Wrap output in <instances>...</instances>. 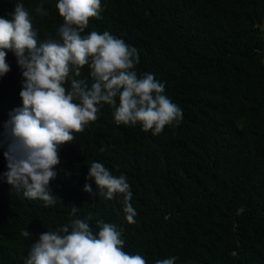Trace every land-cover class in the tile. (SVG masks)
I'll use <instances>...</instances> for the list:
<instances>
[{"label": "trees", "instance_id": "1", "mask_svg": "<svg viewBox=\"0 0 264 264\" xmlns=\"http://www.w3.org/2000/svg\"><path fill=\"white\" fill-rule=\"evenodd\" d=\"M0 0L11 19L17 3L32 16L38 40L58 38V0ZM100 19L85 34L107 31L138 50V75L154 73L183 111L160 135L117 125L103 105L99 118L60 149L51 182L55 204L28 199L0 179V264H24L41 233L71 220L96 219L122 229L124 250L148 264H264V0H101ZM0 77V130L22 107V70L12 52ZM81 78H91L87 67ZM0 138V176L7 171ZM93 161L124 174L133 193L135 223L122 197L99 195L87 180ZM90 184L93 196L84 191ZM72 206L79 208L71 215ZM28 230L32 237L21 236Z\"/></svg>", "mask_w": 264, "mask_h": 264}, {"label": "clouds", "instance_id": "2", "mask_svg": "<svg viewBox=\"0 0 264 264\" xmlns=\"http://www.w3.org/2000/svg\"><path fill=\"white\" fill-rule=\"evenodd\" d=\"M55 7L63 19L58 38L43 42L23 3L16 4L11 19L0 17V77L11 70L8 52L22 70V107L9 113L0 130V138L7 142L3 153L7 171L0 179L16 191L23 190L26 198L44 201L45 206L56 202L50 185L58 176L61 147L72 144L74 133L95 122L103 105L113 109L117 125L139 124L153 135L183 120L180 106L166 95L165 83L154 73L138 75L135 69L140 59L135 47L107 31L85 34L90 20L101 18V0H58ZM36 12L47 15L44 0ZM85 67L90 84L81 78ZM86 179L94 180L99 195L106 199L122 197L127 222H136L133 193L124 174L113 175L104 164L93 161ZM84 191L97 195L90 184H85ZM78 211L72 206L71 215ZM92 219L89 213L41 233L24 264H148L142 255L124 250L122 229L116 224L96 219L98 232H94ZM20 234L32 237L28 230ZM176 260L173 256L155 264H176Z\"/></svg>", "mask_w": 264, "mask_h": 264}, {"label": "rangeland", "instance_id": "3", "mask_svg": "<svg viewBox=\"0 0 264 264\" xmlns=\"http://www.w3.org/2000/svg\"><path fill=\"white\" fill-rule=\"evenodd\" d=\"M262 29H263V31H264V25H263Z\"/></svg>", "mask_w": 264, "mask_h": 264}]
</instances>
